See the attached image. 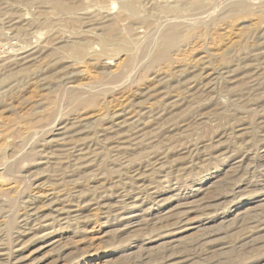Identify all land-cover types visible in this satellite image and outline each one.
<instances>
[{
    "label": "rangeland",
    "instance_id": "374dc122",
    "mask_svg": "<svg viewBox=\"0 0 264 264\" xmlns=\"http://www.w3.org/2000/svg\"><path fill=\"white\" fill-rule=\"evenodd\" d=\"M0 264H264V0H0Z\"/></svg>",
    "mask_w": 264,
    "mask_h": 264
},
{
    "label": "bare ground",
    "instance_id": "6f19581e",
    "mask_svg": "<svg viewBox=\"0 0 264 264\" xmlns=\"http://www.w3.org/2000/svg\"><path fill=\"white\" fill-rule=\"evenodd\" d=\"M216 1V0H215ZM223 2V1H222ZM218 3V2H217ZM145 39V38H144ZM155 47V46H154ZM154 50V49H153ZM146 53V52H145ZM149 56V55H148Z\"/></svg>",
    "mask_w": 264,
    "mask_h": 264
}]
</instances>
